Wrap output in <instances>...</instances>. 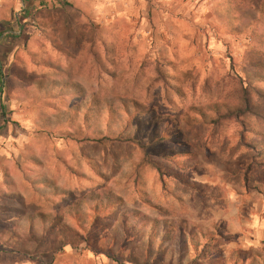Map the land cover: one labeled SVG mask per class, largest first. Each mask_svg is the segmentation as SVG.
Wrapping results in <instances>:
<instances>
[{"label":"rangeland","instance_id":"1","mask_svg":"<svg viewBox=\"0 0 264 264\" xmlns=\"http://www.w3.org/2000/svg\"><path fill=\"white\" fill-rule=\"evenodd\" d=\"M88 2L0 8V264L261 262L264 166L227 116L264 73V0ZM20 72L78 93L19 99Z\"/></svg>","mask_w":264,"mask_h":264},{"label":"trees","instance_id":"2","mask_svg":"<svg viewBox=\"0 0 264 264\" xmlns=\"http://www.w3.org/2000/svg\"><path fill=\"white\" fill-rule=\"evenodd\" d=\"M3 33V32H2ZM49 66V65H47ZM100 71H102L103 74H108L110 78L115 79L116 74H113L112 71L107 69L106 67L103 68V65L99 68ZM114 70V69H113ZM18 78H21L23 83L25 84L24 87L21 90V95L19 99L23 98H32L35 93L42 92V93H50L52 89L57 87V90L59 91L58 95H74L78 93V85L75 84V82H69V83H63L61 85L55 86V81L51 80L50 78H34L33 76L25 73H15ZM10 75V74H9ZM245 79H246V85L242 86L239 85V91L238 95L240 97V102L237 105L236 108H234V113L232 115H228L227 117H230V120L238 121L241 126L240 131V140L243 142V144L249 148L252 152H256L255 156H252V159L250 162L253 164H256L257 166H264V84L261 82H264V73L261 72V74L257 75L254 74L252 71H245ZM7 80V79H6ZM5 79L2 78L1 80V87L2 89H7L10 92L9 83ZM240 81V80H238ZM242 81V79H241ZM243 82V81H242ZM229 108V107H228ZM110 110V108H107ZM233 110V109H232ZM109 113L112 115L114 113V109L111 108ZM218 120H221V118L216 117L215 120H213L216 124L219 122ZM260 130L262 131L261 133ZM252 135H260V138L253 139ZM116 140H127V141H133L132 137L126 135V136H118L115 137ZM111 141V137H101L95 139V141L99 144H102V141ZM257 162V163H255ZM6 184L12 185L9 181H5ZM5 194V193H3ZM44 223L46 222L45 219L42 216L41 219ZM128 226L124 225V230L127 231ZM109 240V239H108ZM194 244L193 249L197 248L198 242ZM183 247H185V250L189 249V244L184 242L182 243ZM203 246H205L204 249L195 250L194 254L203 252L204 255L208 256L210 247H216V245H209V243H205ZM219 252L214 254L215 260L219 259ZM234 262L240 261V264H264V257L261 259V262L258 260H255L252 257V253L248 251L240 252L235 251L234 254L230 256ZM221 259V257H220ZM219 259V260H220ZM223 262L225 260L221 259ZM245 261V262H243ZM226 263V262H225Z\"/></svg>","mask_w":264,"mask_h":264},{"label":"crops","instance_id":"3","mask_svg":"<svg viewBox=\"0 0 264 264\" xmlns=\"http://www.w3.org/2000/svg\"><path fill=\"white\" fill-rule=\"evenodd\" d=\"M22 1V3H27V4H30V2H32V0H0V8L1 7H5V10H7L9 12V5L11 4H14L15 5H18L20 2ZM111 3V0H89L88 4H89V7L91 8V12H90V15L91 16H97V7L98 5H100L102 7V11L101 12H104V9H106V7H108ZM21 4V3H20ZM129 4L127 3L126 6H128ZM1 10V9H0ZM106 16V14H105ZM1 17H0V21H1ZM3 20V19H2Z\"/></svg>","mask_w":264,"mask_h":264}]
</instances>
